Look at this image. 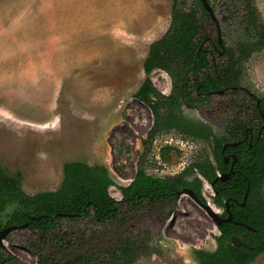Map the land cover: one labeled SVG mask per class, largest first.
Segmentation results:
<instances>
[{"label": "rangeland", "instance_id": "rangeland-1", "mask_svg": "<svg viewBox=\"0 0 264 264\" xmlns=\"http://www.w3.org/2000/svg\"><path fill=\"white\" fill-rule=\"evenodd\" d=\"M209 2L225 46L245 40L238 0ZM252 2L264 23V0ZM186 3L192 9L197 1ZM172 6L173 0H0V163L22 174V187L30 195L58 190L64 165L74 161L105 167L116 184L110 194L118 201V220L61 221L79 252L141 231L149 232L156 253L135 264H199L196 250L217 248V225L188 195L133 208L120 189L130 186L140 168L163 178L181 173L201 156L214 162L211 143L176 131L159 133L144 145L154 115L133 95L145 80L151 44L170 27ZM200 24L203 35L217 38L216 26L204 17ZM214 61L225 59L215 54ZM242 73V86L264 97V49L243 62ZM151 79L162 94L171 93L166 71L154 70ZM246 104L241 94L225 93L212 95L205 104L184 105L183 113L223 136L233 120L251 119ZM167 145L176 150L164 160ZM195 177L203 180L200 175L189 179ZM203 182L204 198L222 213L211 184ZM38 239L28 229L14 231L3 252L38 264L30 246ZM75 253H59L52 246L43 254L66 260ZM252 264H264V254Z\"/></svg>", "mask_w": 264, "mask_h": 264}, {"label": "trees", "instance_id": "trees-1", "mask_svg": "<svg viewBox=\"0 0 264 264\" xmlns=\"http://www.w3.org/2000/svg\"><path fill=\"white\" fill-rule=\"evenodd\" d=\"M242 1L246 11L243 24L245 40L235 48H227L228 65L215 66V71L192 86L199 96H204L199 99L201 101L216 89H239L243 62L264 49V23L251 0ZM186 4V0H173L170 27L162 38L151 44L144 62L145 80L133 97L150 108L155 118L145 146L159 133L175 130L186 138L211 143L215 164L209 156H201L180 174L166 178L152 177L140 168L130 186L120 189L123 199L133 208L141 206L144 201L150 204L173 203L177 198L176 192L183 189L193 190L200 201L206 203L202 195L203 180L213 183L219 174L229 172L230 166L225 164L222 155L223 146L228 142L241 141L236 148L225 150L224 155L233 153L238 162L228 180L215 182V204L227 216L226 201L229 200L233 219L249 225L252 230L225 222L219 227L216 250H196L195 254L199 264H252L264 254V131L257 137L248 133L251 124L234 121L229 124L226 135L214 137L208 126L191 123L182 115V103L196 101L188 92L190 70L206 66L198 22L199 10L203 13L205 10L200 1L192 9H187ZM157 69L168 72L173 78V93L169 96L162 94L152 82L151 75ZM193 76H197V72ZM256 111L258 118L262 119L264 98ZM172 150V147H164L161 157L166 160ZM63 169L64 179L58 190L30 195L22 187V174L11 173L0 163V231L27 224L30 233L39 235L38 240L30 243L38 255V264H135L141 258L156 253L147 231L129 235L96 251L79 252L61 221L92 219L105 224L118 220V201L110 194V188L116 184L103 166L74 161L67 162ZM192 175H200L203 180L199 177L190 180ZM248 189L245 206H242ZM232 236L240 238L249 248L234 246ZM52 246L59 253L72 249L76 253L66 260L56 254L45 256V247ZM3 249L0 247V264H27L4 253Z\"/></svg>", "mask_w": 264, "mask_h": 264}, {"label": "flooded vegetation", "instance_id": "flooded-vegetation-1", "mask_svg": "<svg viewBox=\"0 0 264 264\" xmlns=\"http://www.w3.org/2000/svg\"><path fill=\"white\" fill-rule=\"evenodd\" d=\"M197 1V3L196 4H198V2L200 1L201 2V4H202V6H203V8H204V10H205V13H203L202 12V10H199V12H198V22H199V25H200V30H201V49H203V57L205 58V64H206V66L205 67H203V68H200V69H198V70H196V71H194L193 69L192 70H190V75H191V81L189 82V88H188V92H190L191 93V97L192 98H194L196 101L194 102V103H192V104H188L186 101L185 102H183L182 103V106H181V113H182V115L187 119V120H189L191 123H194V124H197V125H206V126H208L209 128H210V130L213 132V129L211 128V126L210 125H208V124H206V123H197V122H193V121H191L189 118H187L185 115H184V113H183V106L184 105H188V106H193V105H195V104H197V103H199V104H205L210 98H211V96L212 95H223V94H225V93H231V94H233V95H236V94H241L244 98H245V102L247 103L246 104V106H245V108H248V110L250 111V116H252L251 117V119H249V120H233L232 122H234V121H243L244 123H246V124H251V127H249V129H248V133L249 134H252V135H255V136H257V137H260V136H262V131H264V114L263 113H261V116H262V119H260V118H258V113H257V111H256V109L258 108V110H259V106H260V104H261V101H262V99L264 98V97H262V98H257L250 90H248V89H246L244 86H242V76H241V78H240V87H239V89H235L234 87H232V88H230V89H216V90H213V91H211V92H209L208 93V96L205 98V99H203V101H201V100H199V99H201L202 97H204V96H199L198 95V92L197 91H195L194 89H193V85L197 82V80H198V82L199 83H201L202 81H203V79L205 78V77H207L209 74L208 73H212L213 71H215V66H218V65H228L229 64V57H228V55H227V48H229V47H226L225 46V44H224V42H223V40H222V37H221V27H220V25H219V22H218V20H217V18H216V16H215V12L213 11V8H212V5L210 4V0H206L207 1V3H208V5L210 6V8H211V10L209 11V10H207L206 8H205V6H204V3H203V1L202 0H196ZM234 2H235V0H233ZM251 2H252V0H251ZM237 4V3H236ZM238 4H240V15H239V17H238V19H239V23H238V26H240V28H241V30L244 32V30H243V27H244V21L246 20V17H245V15H246V11H245V2H243L242 0H238ZM252 6H253V8L256 10V12L258 13V15L260 16V14H259V12H258V10H257V8L254 6V4H253V2H252ZM238 9V10H239ZM200 17H204V18H206V21H207V24H211V25H213V29H215V26H216V30H217V38H211L210 36H207V35H203L202 34V26H201V24H200ZM260 19H261V16H260ZM262 20V19H261ZM245 35V34H244ZM245 37H246V35H245ZM240 42H242V41H240ZM239 43V42H238ZM237 43V44H238ZM237 44L234 46V47H232V48H235L236 46H237ZM208 46H209V48H208ZM215 54H218L219 56H221V57H224V59H225V62L224 63H221V62H215L214 61V56H215ZM194 72H197V76H193V73ZM168 73V72H167ZM169 74V73H168ZM243 74V73H242ZM170 75V74H169ZM170 77H171V79H172V90H171V93L169 94V95H171L172 93H173V87H174V84H173V78H172V76L170 75ZM169 95H166V96H169ZM244 101V100H243ZM253 103V105L252 106H250V105H248L249 103ZM251 103V104H252ZM256 108V109H255ZM249 116V117H250ZM248 119V118H247ZM232 122H230V123H232ZM154 123H155V118H154ZM229 123V124H230ZM229 124H228V126H229ZM154 125V124H153ZM228 128V127H227ZM172 131H175V130H172ZM170 132V131H169ZM177 132V131H176ZM178 133V132H177ZM180 134V133H179ZM213 134H214V137H215V133L213 132ZM227 134V130H226V133H225V135ZM181 135V134H180ZM181 136H183V135H181ZM217 136V135H216ZM246 137H247V135H245ZM184 137V136H183ZM242 137V136H241ZM186 138V137H185ZM241 141H239V142H228V143H236L237 144V146H238V143H240ZM227 144V143H226ZM225 145V144H224ZM168 146V145H167ZM167 146H165V147H167ZM236 146V147H237ZM252 146V144L250 143L249 144V147H251ZM169 147H172V146H169ZM230 147V146H229ZM236 147H231V148H236ZM173 148V150L172 151H174V150H176V148H174V147H172ZM178 151V150H177ZM224 153H225V151H224ZM212 154H213V152H212ZM222 155H223V152H222ZM232 155H234L233 153H230V154H228L227 155V157L229 156L230 157V160H229V162L228 163H225V164H229V166H230V168H231V164H232V158H231V156ZM226 156V155H225ZM236 156V155H235ZM223 158H224V155H223ZM238 158V157H237ZM213 163L215 164V158H214V156H213ZM235 167V166H234ZM230 171V170H229ZM225 173H227V172H225ZM233 173H234V170H233ZM232 173V174H233ZM180 174V173H179ZM223 174V173H222ZM178 175V174H177ZM173 176H176V175H173ZM153 177V176H152ZM167 177H171V176H167ZM155 178H158V177H155ZM163 178H166V177H163ZM194 180V179H193ZM207 182V181H206ZM207 183H209V182H207ZM213 183H214V188H212L213 189V191H214V204H215V195L217 194L216 192H215V179H214V181H213ZM209 184H212V183H209ZM193 191V190H192ZM179 191H177L176 192V197H179L178 195H177V193H178ZM196 195V194H195ZM203 195V194H202ZM190 197V196H189ZM191 198V197H190ZM198 198V197H197ZM199 199V198H198ZM200 200V199H199ZM176 201V200H175ZM174 201V202H175ZM195 201V200H194ZM229 201V200H228ZM202 202V201H201ZM227 202V201H226ZM161 204L162 203H167V202H160ZM197 203V202H196ZM203 203V202H202ZM207 203H210V202H208L207 200H206V203L205 204H207ZM169 204V203H168ZM198 204V203H197ZM211 204V203H210ZM199 205V204H198ZM212 205V204H211ZM200 206V205H199ZM213 206V205H212ZM230 206V205H229ZM201 207V206H200ZM202 208V207H201ZM213 208H215V206H213ZM216 209V208H215ZM223 210V209H222ZM226 211V210H225ZM226 213H227V211H226ZM222 214V216L223 217H227L228 216V213H227V216H224L223 214H224V210H223V212L221 213ZM234 220V219H233ZM214 221V220H213ZM235 221V220H234ZM215 222V221H214ZM216 224V223H215ZM233 224V223H232ZM217 225V224H216ZM235 225V224H234ZM218 227V226H217ZM220 227V226H219ZM219 227H218V230H219Z\"/></svg>", "mask_w": 264, "mask_h": 264}, {"label": "water", "instance_id": "water-1", "mask_svg": "<svg viewBox=\"0 0 264 264\" xmlns=\"http://www.w3.org/2000/svg\"><path fill=\"white\" fill-rule=\"evenodd\" d=\"M202 1L204 3L205 8L210 11L211 8L208 5L207 1L206 0H202ZM229 146L230 147H236L237 144L236 143H227V144H225L223 146V150H222L223 155H224V151ZM231 158H232V164H231L230 171L227 172V173L219 174L217 176V178L215 179V182H217L218 180L226 181V180H228L230 178V176L233 173L234 166L238 162L237 156L232 155ZM229 160H230V157L229 156L227 157V156L224 155V162L228 163ZM211 187L214 188V183L211 184ZM248 193H249V189L247 190V192H246V194L244 196V201L241 204L242 206H245L246 199L248 197ZM184 194L190 196L193 200H195V202H197L208 213V215L211 217V219L215 221V223L217 224L218 227L221 226L225 222H230V223H233L235 225L243 226V227H245V228H247L249 230H252V228L249 225H246V224H244L242 222H238V221H234L233 220V214L230 211L229 201L226 202V211L228 213V216L227 217H223L222 214L219 212V210L213 208V206L210 203H207V204L202 203L197 198V196L195 195V193L191 189H183V190H181V191H179L177 193L178 196H182ZM23 229H27V224H24V225H21V226H10V227H7V228L1 230L0 231V247L4 246V241H5L6 237H7V235L11 234L14 231L23 230ZM231 243L234 246H243L245 248H249V245L247 243H245L244 241H242L237 236H232Z\"/></svg>", "mask_w": 264, "mask_h": 264}]
</instances>
